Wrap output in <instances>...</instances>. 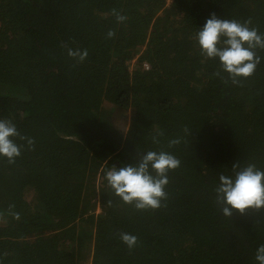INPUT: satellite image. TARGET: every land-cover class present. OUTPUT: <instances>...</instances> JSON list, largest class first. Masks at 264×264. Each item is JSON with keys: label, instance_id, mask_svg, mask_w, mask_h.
<instances>
[{"label": "trees", "instance_id": "16d2710c", "mask_svg": "<svg viewBox=\"0 0 264 264\" xmlns=\"http://www.w3.org/2000/svg\"><path fill=\"white\" fill-rule=\"evenodd\" d=\"M211 13L264 34V0H0V119L34 139L0 156V264H257L264 210L225 217L214 188L235 163L264 171V50L241 85L214 76L193 39ZM149 150L181 164L138 211L104 170Z\"/></svg>", "mask_w": 264, "mask_h": 264}, {"label": "clouds", "instance_id": "9594fccd", "mask_svg": "<svg viewBox=\"0 0 264 264\" xmlns=\"http://www.w3.org/2000/svg\"><path fill=\"white\" fill-rule=\"evenodd\" d=\"M112 15L116 22L123 23L127 17L115 8ZM251 19L244 22L235 19H221L215 13L210 14L203 27L198 28L193 39L205 59L219 61V69L213 73L227 83L241 85L243 79L250 78L261 63L257 50H264V34H260L256 27H251ZM116 32L109 29L106 38H114ZM67 48V56L83 63L88 57L87 49ZM227 74V79L222 75ZM188 130L185 129V132ZM164 135L158 132L153 135L152 141L160 143L159 137ZM26 141L29 150L34 147V139L20 134L15 124L9 119H0V156L5 157L9 164H13L21 155L23 145H18L15 139ZM180 143V139L168 141V147ZM181 161L164 150H149L139 155L135 164L128 163L121 167L112 166L104 170V179L107 187L124 204L131 205L138 211L157 210L162 207V201L168 199L165 187L169 183L168 173L180 167ZM233 174L219 175V184L214 188L216 202L221 206L225 217H232L234 212L240 215L248 211L264 210V171L255 164L248 163L241 167L239 163L232 165ZM111 201H108L111 206ZM14 205L9 206L10 214L19 219V213L12 212ZM119 239L132 250L137 246L138 238L132 234L121 232ZM254 259L257 264H264V244L257 247Z\"/></svg>", "mask_w": 264, "mask_h": 264}, {"label": "rangeland", "instance_id": "374dc122", "mask_svg": "<svg viewBox=\"0 0 264 264\" xmlns=\"http://www.w3.org/2000/svg\"><path fill=\"white\" fill-rule=\"evenodd\" d=\"M168 1H170V0H168ZM97 211H99V210L97 209Z\"/></svg>", "mask_w": 264, "mask_h": 264}]
</instances>
